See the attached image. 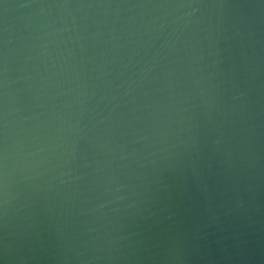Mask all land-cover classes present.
<instances>
[{
    "label": "water",
    "instance_id": "water-1",
    "mask_svg": "<svg viewBox=\"0 0 264 264\" xmlns=\"http://www.w3.org/2000/svg\"><path fill=\"white\" fill-rule=\"evenodd\" d=\"M0 264H264V0H0Z\"/></svg>",
    "mask_w": 264,
    "mask_h": 264
}]
</instances>
